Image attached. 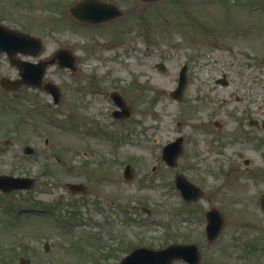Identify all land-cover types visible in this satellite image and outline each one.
<instances>
[{
  "label": "rangeland",
  "instance_id": "obj_1",
  "mask_svg": "<svg viewBox=\"0 0 264 264\" xmlns=\"http://www.w3.org/2000/svg\"><path fill=\"white\" fill-rule=\"evenodd\" d=\"M81 1L0 0V21L43 40L40 55L21 58L39 62L64 46L76 57L75 70L46 69L44 82L61 89L58 105L45 89L23 85L16 94L0 85V172L35 177L27 190L0 192V264L21 257L29 264L118 262V252L102 257L88 248L84 255L86 241L78 239L88 225L69 213L83 198L66 183L86 182L96 167L86 153L116 156L119 165L106 168H135L130 181L106 182L108 190L118 182L126 209L112 216L115 235L124 227L154 247L196 243L201 264H264V0H107L124 14L94 26L72 19ZM184 64L188 82L175 99L170 92ZM2 76L19 77L5 53ZM112 92L124 97L129 118L112 115ZM180 135L184 150L170 167L162 147ZM25 145L35 153H24ZM178 173L202 189L199 199L185 203ZM104 191L93 186L89 197H110ZM214 206L225 224L208 242L206 212ZM78 209L85 217L90 206Z\"/></svg>",
  "mask_w": 264,
  "mask_h": 264
},
{
  "label": "water",
  "instance_id": "obj_2",
  "mask_svg": "<svg viewBox=\"0 0 264 264\" xmlns=\"http://www.w3.org/2000/svg\"><path fill=\"white\" fill-rule=\"evenodd\" d=\"M155 1V0H144ZM72 14L79 20L100 23L108 21L115 17L123 15V11L115 4L100 2L99 0H83L72 7ZM43 45L39 38L24 32H19L6 27L0 23V51H6L13 64L20 69L21 77L16 80H10L3 77L1 84L9 89H16L22 85L33 87H44L51 92L55 102H59L61 91L57 85L52 82H44L43 77L47 67L58 62L61 66L75 68V57L67 49L56 51L51 57L32 63L17 59L14 55L18 52L37 54ZM159 69L165 70L163 63H157ZM186 66L180 72L179 85L171 92L174 98L180 99L183 96L185 85L187 84ZM115 101L123 108V111H115L116 116H129L130 110L127 108L121 96L113 94ZM184 137L180 136L175 141L166 144L163 148L162 157L171 166H175L179 155L183 151ZM27 153H33L34 149L26 147ZM248 163V161H246ZM131 166L128 165L125 171V177H131ZM177 186L181 189L182 195L188 201L197 199L202 195L199 187L182 175L177 176ZM34 184L31 177H21L14 175H0V188L6 191L29 188ZM261 206L264 209V196L261 199ZM207 236L210 241L214 240L221 232L224 226V219L221 212L213 207L207 212ZM48 248V247H47ZM177 259H185L190 264H200L201 253L197 244L174 243L166 248L151 249L139 248L134 250L128 256L124 257L118 264H173ZM20 264H27L25 258L21 259Z\"/></svg>",
  "mask_w": 264,
  "mask_h": 264
},
{
  "label": "flooded vegetation",
  "instance_id": "obj_3",
  "mask_svg": "<svg viewBox=\"0 0 264 264\" xmlns=\"http://www.w3.org/2000/svg\"><path fill=\"white\" fill-rule=\"evenodd\" d=\"M0 53H4V52H0ZM222 80L227 82L226 76H224ZM261 122L264 127V118H262ZM250 123L257 124L259 123V120L251 119ZM56 158L59 162L61 161V158L59 156H57ZM87 158H89V160H94L92 162L96 165V167L94 170H92V172H89L90 174L88 173L89 175L86 178V182L68 181L65 185L66 187L69 188L70 193H77L83 198L82 200L77 199V203L75 202V204L72 203L74 205L72 206V211H70L69 213L74 219L73 223H78V225L84 223L85 225H88L87 230H89V234L83 235L81 239H78L79 241L82 242H84V239L86 241L85 243H83L84 246L80 248L84 250L83 251L84 255H87L86 252L88 251V248L91 250L94 248L97 249L98 254L102 255V257H106L109 254L118 252L121 253L118 259V262H120L124 257H126L134 250H137L139 248L157 249V248H165L173 243H191V242H179V241L169 242L168 239L167 241L169 243L167 242L168 243L167 245L164 244L159 247H154L149 245L145 241L144 237H141V239L139 240L138 236L131 235V231L128 232L127 229L124 227L120 229L119 235H115V232L117 233V230L113 228L112 216H116V212L123 214L126 211V209L119 201V197H122V194L117 187L118 182H115V184L112 183L114 187L110 190L106 188V182H108V180L110 179L111 180L113 179V181L114 180L119 181L121 177L126 179L127 181H130L135 177V168L132 166L131 163H126V165L120 166V168L119 166H114V165H111L109 168H106L105 164L108 162H114V164L119 165L118 162L116 161V156H105V155L92 156L86 153L84 159L86 160ZM88 163L90 162H85V164ZM127 164H130L131 166L130 178L125 177L126 167L128 166ZM64 167L68 168L66 164ZM3 174L6 173L0 172V175ZM93 186L97 187L98 190L102 188L105 189L103 195L110 197H107L105 199L102 198L99 199L97 196L91 194L92 198H90L89 197L90 193L88 192ZM0 192L3 194L9 193L1 188H0ZM55 205L61 207L60 200ZM87 205L90 206V211L88 212V210H86L85 217H83L78 207L84 206L87 209ZM81 218H84L85 221L81 220ZM63 224L64 227H66L67 224L70 226V224L66 222L65 223L63 222ZM107 239H109V241H106ZM48 247L50 249V245ZM99 255L96 256V254H93V257L96 260H98ZM118 262L112 264H116Z\"/></svg>",
  "mask_w": 264,
  "mask_h": 264
},
{
  "label": "bare ground",
  "instance_id": "obj_4",
  "mask_svg": "<svg viewBox=\"0 0 264 264\" xmlns=\"http://www.w3.org/2000/svg\"><path fill=\"white\" fill-rule=\"evenodd\" d=\"M106 47H108V45H106ZM125 65L127 66V63H125ZM221 120H223V119H221Z\"/></svg>",
  "mask_w": 264,
  "mask_h": 264
}]
</instances>
